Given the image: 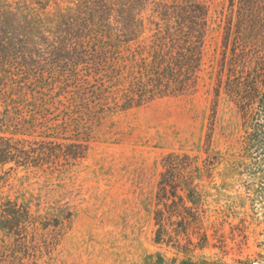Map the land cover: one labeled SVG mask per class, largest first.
<instances>
[{
    "label": "trees",
    "instance_id": "trees-1",
    "mask_svg": "<svg viewBox=\"0 0 264 264\" xmlns=\"http://www.w3.org/2000/svg\"><path fill=\"white\" fill-rule=\"evenodd\" d=\"M149 4L156 21L148 26L142 14ZM230 7L215 94L223 89L241 116V160L231 163V172L245 178L241 185L254 214L264 218V0H237V5L232 0ZM97 8V17L62 15L48 29L0 0V182L19 169L75 167L88 153V122L114 95L122 100L116 108L129 110L196 87L210 32L204 0H105ZM50 70L75 90L56 91L45 78ZM67 92L70 98L64 97ZM61 107L74 122V139L61 133L67 130L63 125L51 123L58 121L53 114ZM205 154L203 160L187 153L163 159L154 212L161 231L165 223L183 233L203 226V195L196 181L212 179L226 161L210 149ZM71 217L63 214L65 221ZM58 229L57 219L42 223L26 205L0 201V264H38L39 244L49 254L56 237L47 240L44 233L37 239L36 232ZM258 247L264 250V241ZM255 263L264 264V254Z\"/></svg>",
    "mask_w": 264,
    "mask_h": 264
},
{
    "label": "rangeland",
    "instance_id": "rangeland-1",
    "mask_svg": "<svg viewBox=\"0 0 264 264\" xmlns=\"http://www.w3.org/2000/svg\"><path fill=\"white\" fill-rule=\"evenodd\" d=\"M2 1L54 29L62 15L97 17V7L105 0ZM231 1L204 0L210 32L194 89L129 110L116 108L122 100L114 95L108 108L88 122V153L75 167L61 172L19 169L0 182V201L26 205L42 223L59 220L55 232H36L37 239L44 233L47 240L56 237L49 254L39 244L38 264H251L264 254L258 247L264 241V218L254 214L241 185L245 178L231 172V163L241 160L243 122L223 89L219 97L215 94ZM143 8L149 26L156 21L154 6ZM45 78L56 91L75 90L67 88L70 81L59 72L50 70ZM64 95L70 98L71 93ZM62 111L68 110L61 107L53 114L59 115L58 121L51 123L55 128L63 125L67 130L61 133L73 138L78 135L74 122ZM206 149L226 161L216 167L212 179L196 181L203 195V226H190L183 233L177 225L165 223L161 231L154 212L163 159L170 153H187L203 160ZM66 211L72 213L68 221L63 219Z\"/></svg>",
    "mask_w": 264,
    "mask_h": 264
}]
</instances>
